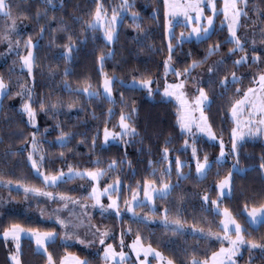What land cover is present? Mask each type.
Segmentation results:
<instances>
[{
  "label": "snow or ice",
  "instance_id": "6c2138e0",
  "mask_svg": "<svg viewBox=\"0 0 264 264\" xmlns=\"http://www.w3.org/2000/svg\"><path fill=\"white\" fill-rule=\"evenodd\" d=\"M93 2L95 9L89 13L90 18L84 22L83 34L102 32L105 47L115 45L119 38V28L130 17L129 26L133 31L144 32V37H147L148 33L142 28L141 14L136 11L135 0H117L111 7L110 16L104 0H93ZM25 4L29 7L32 4L39 5L34 15L31 11L21 7ZM250 6L257 19L251 21L254 30L249 49L247 34L241 36L240 29L245 27L242 21L250 19L248 12ZM59 7H64V0H59ZM56 10L57 0H0V42H7L8 55L14 53L18 57L20 75L23 76L25 72L27 73L24 82L17 83L18 91L15 93L12 91L11 81L6 82L0 76V111L4 109L6 98L19 97L20 107L17 109L14 105H9V108L21 117H26L25 127L33 130L28 137L21 132L17 139L23 147L12 151L11 145H9V150L4 153V157L24 156L26 153V164L30 166L33 178L41 182L36 185L25 180H13L0 173V188L6 189L9 193L15 189L17 195L22 192L25 201L43 198L57 204L58 207L51 213L41 210L40 215L42 218L46 215L50 219L55 217V224L59 226L58 231L43 230L33 226L27 219L24 221L10 219L7 224L3 219H0V244L9 250L8 264H24L23 241L25 239L35 245L33 254L40 257L44 264H90L89 259H81L80 256L68 252L57 258L51 251L54 246H57V240L60 241L59 246L66 249L70 247L69 242L80 245L83 249H95V255L99 256L101 264H154V262L155 264H175L174 259L166 257L159 250V246L153 247L151 243L145 245L139 228L130 244L125 242L126 238L133 234L132 224L147 227L154 223L152 217L157 213L156 201H167L173 192L180 188L179 182L194 180L197 186L203 184L212 174L213 165L217 168L215 187L214 189H204L203 194L199 195V199L203 202L201 210L214 219L212 221H193L191 225H188L186 220L181 219L179 210L175 216H172L170 210L165 207L160 213L161 226L165 233L204 241L212 249L211 255L209 256L206 250L203 253V258L195 248L185 249V252L189 253L186 264H239V258L244 251L249 253L248 264H254L253 256L257 252L264 259V239L258 241L248 231L249 228L255 232L264 227V191L260 193L258 200L244 199L245 194L242 191L240 193L241 198L244 199L242 213L234 214L227 207H223L224 200L231 199L235 194V178H243L247 173L255 171V169L240 167V149L248 140L264 138V51L256 48V26L264 23V11L254 4L253 0H222V5L221 0H163L167 56L162 64L163 86L161 90L160 79L153 78L147 72H142L138 76L134 75L131 83H125L124 80L118 81L115 74L109 75L105 71L104 65L106 61L114 58L113 51H109L106 55L101 51L96 58L101 77V83L97 87H94L90 78L86 77L77 85L76 89H73L68 82L72 72L67 65L73 63L75 53L80 50L79 46L85 45L87 39L74 40L62 20L56 27H53L51 21H54L55 17H50L49 12ZM221 15L223 20L220 27L217 28L216 19ZM158 16L159 3L149 18L156 21ZM179 18L183 19V24L180 23ZM18 21L34 22L39 28L35 40L32 34H29L28 39L23 41L24 54L18 50L22 41L17 39L13 45L11 39L13 36L20 35ZM177 26L183 28L179 36L175 34ZM225 27L227 36L223 41H217L214 44L208 43L218 33H223ZM258 31L260 43L264 44V28H259ZM57 33H65L67 42L61 45L56 39ZM46 36L49 38V47H63V52L58 56V59L63 60L66 65L63 72L62 91L69 97L82 98L89 103L99 101L109 105L104 113L103 140L99 145L100 151L104 152L119 142L125 148V155L121 159L110 161L106 168L102 166V160L97 157L90 159V166L81 169L79 165L68 163L65 153L61 151L59 162L67 164V172L63 168L54 171L48 170V154L43 151V140L40 137L46 138L51 134V131L47 127L44 128L43 133L40 131L35 97L37 52L41 47L40 42ZM132 39L138 46H143L140 36ZM93 40H95V36H93ZM203 44H208V47L202 58H192L190 51L187 59H191V63H186L183 69L176 66L180 63L175 60L178 49H182L185 45L200 46ZM225 46H228L227 53L222 52ZM249 51L254 53L251 59L247 55ZM214 56H219L220 59L209 64V60ZM234 57L238 58L234 59ZM16 63L17 61H13L14 65ZM229 63H231V71L227 72ZM206 64L208 65L206 73H198L197 70ZM253 65L256 67L255 72L248 75L240 74L242 68H250ZM10 71H14V69H10ZM194 73H196L195 76ZM49 75L54 78L55 70L49 69ZM249 75L251 76L249 86L246 89L242 86L238 87L237 85H242ZM169 76L174 79L170 81ZM117 83L122 89L143 91L149 99L159 95L162 103L172 104L176 113V127L183 139L181 148L175 150L177 154L174 161L171 159L173 150L170 148L173 141L171 138L166 139L159 159L155 161L149 159L148 161V168L152 171L142 182L137 181L134 187L131 184H124L120 174L125 165L132 168V162L127 157V148L131 147L132 142L138 139L143 144V137L136 127L139 109L135 101L125 98L123 92L120 94L119 101L115 99L114 91ZM189 85L194 91L188 90ZM233 88L235 91H232ZM217 100L227 101L222 105L219 115L222 124L228 122L231 124L230 153L226 151L223 129L218 135L212 123L211 110ZM38 104L39 111L55 122V131L58 132V135L55 145L52 146L69 149L76 134L64 131L58 117L64 114L61 109L66 107L70 114L75 108L76 116L69 115L68 120H78L79 113L86 112L81 99H72L65 106L62 97L58 96L53 100L50 96L46 100L41 96ZM117 107L120 108L118 122L112 124L117 115L115 111ZM90 115L91 119H98L94 112ZM81 135L83 138L79 143L87 146L86 134ZM205 140L211 146L219 144V156L215 161H211L207 153L201 159V149L198 145ZM98 141H100L99 129L91 137L89 152L92 156L96 155ZM2 142L0 139V143ZM71 150L69 149V151ZM189 150L191 159L186 162L181 159V156H186ZM138 152L143 154L144 150L141 148L138 149ZM148 155L151 156L150 149ZM229 157L234 158V162L227 175L220 178L219 169L227 163ZM193 161L195 162L194 177L191 171V162ZM173 164L175 177L178 181L176 184L171 183ZM185 167L189 168L187 173L184 172ZM259 171L264 176V155L261 156ZM110 174H115V178L112 179ZM106 177L112 182H107ZM131 177H136L135 170L131 172ZM77 180L87 184V187L83 184L80 185L81 194L79 196L70 194L76 192L77 189H70L67 192L57 191L61 185ZM101 181H105V183L102 185ZM141 191L143 199L140 198ZM211 191L216 192L215 199L210 198ZM127 192L131 193L130 198L124 195ZM185 195L191 194H182L179 198L180 201L184 200ZM122 196H124V210L129 214L127 217L124 216L120 205ZM105 198L107 199L106 204L103 202ZM7 203L9 201L0 202V207ZM138 209H146L147 214L141 216ZM95 210H99L102 219L111 218L114 214L116 222L121 225L127 220L129 227L126 230L122 228L119 250L113 243L108 242L115 240L112 229L103 224L93 223L96 215ZM2 215L0 213V216ZM216 218H218V223L215 222ZM200 224H207L208 227H201ZM186 226L191 228L190 232L186 231ZM81 231H83V235H81ZM162 243L167 246L174 244L175 241L168 240ZM215 245H219L218 250ZM125 249L130 251H125ZM88 255L91 253L89 252ZM133 256L135 260L132 259Z\"/></svg>",
  "mask_w": 264,
  "mask_h": 264
},
{
  "label": "trees",
  "instance_id": "16d2710c",
  "mask_svg": "<svg viewBox=\"0 0 264 264\" xmlns=\"http://www.w3.org/2000/svg\"><path fill=\"white\" fill-rule=\"evenodd\" d=\"M117 0H104L105 7L109 10V16L111 15V7ZM136 3V11L140 12L141 20H142V28L145 32L148 33L147 37H144V32H136L129 26V20H125L124 24L119 28V38L118 42L115 45L105 47V42L102 37V32L96 33H87L83 34L84 22L88 20L89 13L94 11L95 3L93 0H64V7H59V0H57V10L50 11L49 16L55 17L54 21H51L53 27H56L58 22L63 21L64 25H66L72 34L74 40H84L87 39V43L85 45L79 46L80 50L75 53L73 63L71 65H67L70 68L72 75L69 77L68 82L72 85L73 89H76L77 85L84 80V78H90V82L94 87H97L101 83V77L98 69V65L96 63V58L100 54L101 51L106 55L109 51H113L115 53L114 58L112 60H108L105 62L104 69L109 74H115L118 81L124 80L125 82L132 81V77L134 75H139L142 72H147L153 76V78H160L163 74V60L167 56V45L166 40L164 38V20H163V0H135ZM159 3V16L156 21L150 19L152 12L157 8ZM253 3L258 5L259 8L264 11V0H253ZM38 4H32L31 7L25 4L21 7L31 11L34 15ZM250 19L249 21L256 20L257 16L253 14L251 6L248 9ZM79 21V22H76ZM222 21V15L216 19L217 28L220 27ZM24 22L27 27L24 31L20 32V35L17 36V39L21 40L20 47L22 49L21 53L24 54V44L23 41L28 39V35L32 34L33 39L37 38L36 33L39 31L38 26L34 22L30 21H18ZM245 25L246 21H242ZM248 22V21H247ZM261 28H264V23H260ZM180 28V26H177ZM93 36H95V40H93ZM140 36L143 40V46H138L133 37ZM227 36V29L223 33H218L213 37L211 41L208 43H216L217 41H223ZM56 39L62 45L66 43V34L65 33H57ZM3 42H0V48ZM41 47L37 52V64L38 67L36 69L35 76V97L37 100L36 103V111H37V120L38 125L40 127L41 133H43L44 128H49L51 131L50 135H47L46 138L40 137L43 140L42 148L45 153L48 154V170L54 171L63 168L65 172H67V164H62L59 162L60 160V152L63 151L65 153V159L68 163L73 165H79L81 169L90 166V159H96L99 157L103 164V167H107V164L116 159H121L125 155V148L123 145L119 144L113 145L108 150L101 152L99 145L103 140V128H104V119L109 105L106 103H101L99 101L87 102L82 98H78L75 96L69 97L66 93L62 91L63 89V72L66 67L63 60H59L58 56L63 52V47H49V38H46L40 42ZM208 47V44H203L200 46L195 45H185L182 49L177 50V54L175 56V60L180 61L178 68L183 69L186 66V63H191V59H187L188 53L192 52V58H202L205 52V49ZM151 49V50H149ZM228 46H225L222 49V52L227 53ZM238 58V57H234ZM220 59L219 56H214L211 58ZM250 59V57H249ZM209 60V62L211 61ZM13 61H17L14 65ZM208 62V63H209ZM159 66V67H158ZM207 64L198 69H206ZM10 69H14V71H10ZM49 69L55 70V76L50 77ZM231 71V63L228 64L227 72ZM256 71L255 65L252 67H245L241 69V73L243 75H248L252 72ZM195 74V73H194ZM193 74V75H194ZM0 76L4 78V80L11 81V87L13 93L18 91L16 87L17 83L24 82L27 77V73L25 72L23 76L20 75V66L18 57L13 55L7 62L0 65ZM251 76L244 80L242 85H237L238 87L247 88L249 86ZM29 83H31L29 81ZM218 91V90H217ZM235 91V88L232 89ZM123 92L126 99L129 101H135L136 106L139 109V114L136 119V127L143 137V144L137 141L132 142V146L127 148V157L128 160L132 162V168H128L127 165L124 166L123 172L120 174L121 180L124 184H131L133 187L136 185L137 181H143L145 177L152 171V169L148 168L149 159L158 160L162 147L164 145V141L166 139L171 138L173 143L170 145L172 151L171 159L174 161L176 157L177 149H180L183 144V139L180 137L179 129L176 127V113L175 108L172 104H165L161 102V97L159 95L155 96L153 99H149L145 92L143 91H131L122 89L117 83L114 97L117 101L120 99V94ZM43 96L46 100L51 96L53 100L56 97H62L65 103H67L72 99H81L82 106L86 109V112L79 113V119H71L68 120L69 115L76 116V109L72 110V113H68L66 107L61 109L63 115L58 117V119L62 122V127L64 131H71L76 134L74 140H72L69 145V149H61L55 145L56 138L58 132L55 131V122L54 120L49 119L43 112L39 111V98ZM225 101L217 100L211 110V118L212 123L215 127L217 134L221 133L223 129V139L226 145H229L230 142V122L221 123V116L219 113L221 112L222 105L226 104ZM9 105H14L17 109L20 107V99L19 97L14 98H6L4 101V109L0 111V139H2V143H0V173H3L6 178H11L13 180H25L29 183L39 185L41 182L37 179L33 178L32 171L30 166L26 164V153L24 156H9L7 158L4 157V153L9 150V145H11V150L15 151L16 149L23 147L20 144L17 136L23 132V135L28 137L30 132L33 131L29 127H25L26 125V117H21L17 114V112L10 110ZM131 107V104H129ZM116 118L113 119L112 124H116L118 122V117L120 113V108L117 107ZM95 113L98 119H91V113ZM86 122V123H85ZM111 127V125H109ZM97 129L100 131V141H98L97 152L95 156H92L89 152V148L91 147V137L96 134ZM118 130V129H117ZM81 134H86L87 136V146L79 143V141L83 138ZM201 149V159L203 155L207 153L209 159L211 161H215V157L219 153V144H215V146H211L208 142H202L198 145ZM143 149L144 153L140 154L138 149ZM149 149L151 150V156L148 155ZM264 155V142L261 139L258 140H248L243 147L240 149V167L242 169H255V171H251L247 173L243 178L236 177L235 178V194L231 199H225L223 207H227L234 214H239L243 212L244 207V199H259L260 193L264 191V176L259 171V164L261 162V156ZM182 160L190 161L191 152L188 151L187 155L181 156ZM234 162V158L230 157V160H227V163L219 169L220 178H223L227 175L229 169L231 168L232 163ZM159 167V165H157ZM135 170L136 177H131V172ZM189 171L188 167H185L184 172L187 173ZM191 171L193 177L195 176V162H191ZM217 172V168L213 165L212 174L209 175L208 180L203 184L197 186L194 180L179 182L180 188L173 192L172 196L167 201H156L155 207L157 209V213L152 220L154 223L149 224L147 227L137 226L135 224L131 225L132 235L126 238V243H130L134 237L137 229L139 228L140 233L144 237V243L147 245L151 243L153 247L159 246V250L163 252V254L171 259H174L175 264H186V259L189 253L185 252V249L191 250L193 248L196 249L197 253L201 255L203 258V253L207 250V254L210 256L212 249L208 247V244L204 241H196L191 237H179L172 236L171 233H165L163 227L161 226V216L160 213L163 212L164 208L167 207L170 210L172 216H175L177 211L179 210L181 219L186 220L188 225H191L193 221L200 222L203 220L212 221L214 218L210 215H206L201 210V204L203 203L199 199V195L203 194L204 189L212 188L214 189L215 183L217 182V177L215 173ZM112 179L115 178V174H110ZM158 178V176H157ZM107 182H112L108 177L105 178ZM79 180L74 181L69 184L61 185L57 191H65L70 190L75 184H77ZM178 181L175 177V168L173 164V176L171 183L176 184ZM80 183H85L84 181H80ZM105 181H101L103 185ZM0 191H5V189L0 188ZM244 192V199L241 198L240 193ZM191 194L185 195L183 201H180V196L182 194ZM71 195L73 192L70 193ZM12 196H16L21 198L22 195H17L15 192H11ZM124 195L130 198L131 193L127 192ZM211 199L216 198V192L211 191L209 193ZM124 196L120 199L121 209H124L123 205ZM138 211H142L141 215L147 214L146 209H138ZM0 219H3L4 223L7 224L10 219H17L19 221H27L31 222L33 226L39 227L43 230H57L58 228L54 224L43 223L35 219V217H29L25 214L13 213V212H5L2 213ZM127 217V214H124ZM94 221L96 224H103L110 227L115 235V240H109L110 243H113L116 249L120 247V233L123 229H127L129 227L127 220H125L124 224H118L115 220V216L111 218L102 219L99 215V212L94 216ZM215 222L218 223V218L215 219ZM243 223V220H241ZM201 227L207 228V224H200ZM190 227L186 226V231L190 232ZM251 232L252 237L256 240L264 239V227L260 228L259 231H252L251 228L248 229ZM172 240L175 241L172 245H164L163 241ZM187 241V242H185ZM214 243V242H213ZM60 241L57 240V246H54L51 251L54 255L59 258L65 254V252L75 254L80 256L81 259H89L90 264H101L99 256L95 254L88 255V251L77 246L70 245L67 249L59 246ZM34 244L30 243L29 240L25 239L23 241V262L24 264H44L43 260L35 256L34 252ZM217 249L218 246L215 245ZM9 255V250L3 247L0 244V264H8L7 257ZM254 264H264V259L259 256L257 252L253 256ZM249 261V253L244 251L242 256L239 258V264H248Z\"/></svg>",
  "mask_w": 264,
  "mask_h": 264
},
{
  "label": "rangeland",
  "instance_id": "374dc122",
  "mask_svg": "<svg viewBox=\"0 0 264 264\" xmlns=\"http://www.w3.org/2000/svg\"><path fill=\"white\" fill-rule=\"evenodd\" d=\"M221 5H222V0H221ZM180 19V23L183 24V19L182 18H179ZM222 20H223V16H222ZM251 20V19H249ZM249 20H246V23H248L247 25H245V27H241L240 29V35L241 36H245V34H247V38L249 40V49L251 48V40H252V33H253V25L251 23V21ZM248 21V22H247ZM243 23V22H242ZM18 24L20 25V32L24 31L26 27L25 26V23L24 22H18ZM261 28V25L258 24L256 26V29H257V35H256V40H257V43H256V48L260 51H264V44H261L260 43V40H259V31L258 29ZM181 31H183V28L180 27V28H175V34L177 36L180 35ZM102 37H103V33H102ZM12 39V42H13V45H15L16 43V40H17V36H13L11 37ZM166 45H167V42H166ZM20 52L22 51L21 47L19 46V49H18ZM8 45H7V42H3L2 43V46L0 48V65H2L3 63L7 62L13 55H15L14 53L12 55H8ZM254 53L249 51L247 53L248 57H252ZM258 54V53H256ZM214 60H217V59H213L209 62L212 63ZM206 69H202V70H199L197 71L198 73H206ZM196 75V73L194 74V76ZM160 79V87H161V90H162V86H163V75L159 78ZM168 79L171 81L173 80L174 78L169 76ZM132 81L130 82H125V83H131ZM155 87V86H154ZM190 92L191 91H194V89H192L191 85H189V89H188ZM261 140L264 142V138H261ZM218 144V143H217ZM226 151L227 152H231V143L229 145H226ZM219 156V153L218 155L215 157V159ZM227 160H230V157L227 159ZM85 185V187H87V184L86 183H80V181L77 182V184H75L71 189H77L76 192H73L72 195L74 196H79L81 194V189H80V185ZM90 190V189H89ZM13 192L16 193L15 189L13 190ZM20 194L22 195L21 198L19 197H16V196H12L11 193H9L6 189L5 191H0V202L2 201H9V203L7 204H4L2 207H0V213H5V212H13V213H21V214H25L29 217H35V219H37L38 221L40 222H43V223H50V224H55V217H52L51 219L46 215L45 217H41L40 213H41V210H44L45 213H51L53 209H55L56 207H58L57 204H54V203H51L49 201H46L44 200L43 198H38L37 200H34V199H29L28 201H25L24 199V196H23V193L20 192ZM85 195L87 193H84ZM140 198L143 199V192L141 191L140 193ZM105 204L107 203V199L105 198L104 201H103ZM90 211H92L90 209ZM123 211V214H127L129 215L126 210H122ZM95 212H99V210H95ZM139 214L141 215L142 214V211H138ZM143 216V215H141ZM93 223H95V221L93 220ZM58 230H59V226L56 225ZM191 231V229H190ZM81 235H83V231H81ZM109 242V241H108ZM132 242V241H131ZM130 242V243H131ZM70 245H76V244H73L71 242H69ZM110 243V242H109ZM128 243V244H130ZM35 246V245H34ZM79 247H81L80 245H77ZM219 247V245H217ZM82 248V247H81ZM86 251L92 253V254H95L96 250L95 249H85ZM119 250V248L117 249ZM218 250V248H217ZM125 251H130L129 249H125ZM133 260H135V257L133 256L132 257ZM155 264V262H154Z\"/></svg>",
  "mask_w": 264,
  "mask_h": 264
}]
</instances>
